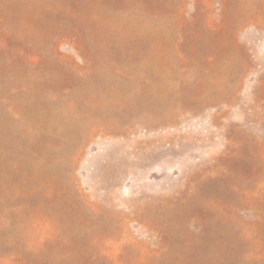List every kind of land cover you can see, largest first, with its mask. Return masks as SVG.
I'll list each match as a JSON object with an SVG mask.
<instances>
[{
  "label": "rangeland",
  "instance_id": "rangeland-1",
  "mask_svg": "<svg viewBox=\"0 0 264 264\" xmlns=\"http://www.w3.org/2000/svg\"><path fill=\"white\" fill-rule=\"evenodd\" d=\"M0 264H264V0H0Z\"/></svg>",
  "mask_w": 264,
  "mask_h": 264
}]
</instances>
